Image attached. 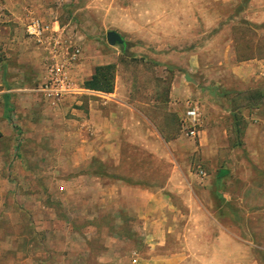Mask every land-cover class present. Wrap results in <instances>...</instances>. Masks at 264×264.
Returning a JSON list of instances; mask_svg holds the SVG:
<instances>
[{"label": "rangeland", "instance_id": "1", "mask_svg": "<svg viewBox=\"0 0 264 264\" xmlns=\"http://www.w3.org/2000/svg\"><path fill=\"white\" fill-rule=\"evenodd\" d=\"M34 21L51 28L39 41ZM97 67L112 93L84 89ZM84 97L130 106L119 147L81 126ZM135 259L264 264V0H0V264Z\"/></svg>", "mask_w": 264, "mask_h": 264}, {"label": "crops", "instance_id": "2", "mask_svg": "<svg viewBox=\"0 0 264 264\" xmlns=\"http://www.w3.org/2000/svg\"><path fill=\"white\" fill-rule=\"evenodd\" d=\"M84 89H86V88H84ZM86 90H88V89H86ZM90 91H92V90H90ZM86 95H89V93L85 92V93H82L81 95H76L75 94V95H72L70 97V99L75 100V101H79V100H83L82 99L83 97H80V96H86ZM173 96L174 95H173V92H172V95H171L170 98L173 99ZM111 100L115 102V104L113 105V106H115V110H113V108L112 109H106L105 107H99L98 105H96L97 104L96 100L92 99L91 97H84V101L87 102V104H86V110H87L86 113L87 114L85 115L86 119L83 120V124L81 125V126H84L87 131H90V133H93L95 130L93 129V124L92 123L96 122V121H93V118L97 119V123H99V125L101 126L102 133H104V135H103L104 138H105L104 139L105 140V145L104 146L108 147V148L109 147H115V146L119 147L120 146V144L119 145L117 144L115 146L113 144H110V141H111L110 137L111 136H109L110 135L109 128L112 127V129L114 131H118V128L120 127L119 125L123 123V122L121 123V121H125L126 110L124 108H130V106L126 103V101H124V99H120V97L116 98V99L113 98ZM109 102L110 101L103 102V104H107ZM56 105H57V103H56ZM193 105H196V104L193 103ZM196 106H198V105H196ZM97 109H100V110H97ZM199 113H200V108H199ZM114 121H116V123H114ZM112 123L114 124V126H111ZM123 128H125V127H123ZM121 131L123 132L122 129H121ZM118 137H119V135H118ZM147 148L154 149V148H156V145L153 142L148 141ZM143 195L145 196L146 200L149 201V204H148L149 205V211L154 209V206L156 205V203H155V200H156L155 195L150 194V193H144ZM213 257H215V256L213 255L212 258ZM196 258L197 259H202V258H205V256H197ZM136 262H137V260L135 259L134 260V264H136Z\"/></svg>", "mask_w": 264, "mask_h": 264}, {"label": "built area", "instance_id": "3", "mask_svg": "<svg viewBox=\"0 0 264 264\" xmlns=\"http://www.w3.org/2000/svg\"><path fill=\"white\" fill-rule=\"evenodd\" d=\"M50 29H51L50 26L44 25L39 21H34L28 27V33L29 35L37 38L39 41L41 37H43L45 34H47L50 31ZM55 30L57 31L59 29H55ZM79 55H80V50H76L70 60L76 62L77 59L79 58ZM55 75L56 78L51 79V84H52V87H50L51 93L60 96L61 94H67L71 92L69 90L65 76H63L62 69H57ZM186 119L187 122L191 124L189 127H187L188 136L191 138H196L199 135V131L197 129V126L199 125L200 122L199 107L193 104H188Z\"/></svg>", "mask_w": 264, "mask_h": 264}, {"label": "trees", "instance_id": "4", "mask_svg": "<svg viewBox=\"0 0 264 264\" xmlns=\"http://www.w3.org/2000/svg\"><path fill=\"white\" fill-rule=\"evenodd\" d=\"M127 43H124L121 47H126ZM107 67H97L95 70L94 75L90 78V80L85 82V88L92 91L97 92H104V93H112L114 91V78L111 75H108ZM106 77H108V82L106 80ZM258 92V91H257ZM263 98L262 94L257 93L252 100V106L255 107V109L258 108L260 105V99ZM247 128V124L241 121L240 118L236 119L234 122V129H235V135L238 140H241L243 137V134L245 133V129ZM236 146H241V144H238ZM227 175V172H221L219 175V180L223 179Z\"/></svg>", "mask_w": 264, "mask_h": 264}, {"label": "water", "instance_id": "5", "mask_svg": "<svg viewBox=\"0 0 264 264\" xmlns=\"http://www.w3.org/2000/svg\"><path fill=\"white\" fill-rule=\"evenodd\" d=\"M107 41L111 46H122L124 45L125 41L122 37V35H120L118 32L116 31H111L107 34Z\"/></svg>", "mask_w": 264, "mask_h": 264}]
</instances>
